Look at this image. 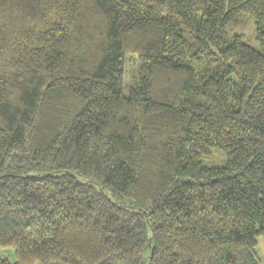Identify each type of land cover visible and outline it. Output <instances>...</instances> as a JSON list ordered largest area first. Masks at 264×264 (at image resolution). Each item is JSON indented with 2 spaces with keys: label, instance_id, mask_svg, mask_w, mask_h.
Listing matches in <instances>:
<instances>
[{
  "label": "trees",
  "instance_id": "16d2710c",
  "mask_svg": "<svg viewBox=\"0 0 264 264\" xmlns=\"http://www.w3.org/2000/svg\"><path fill=\"white\" fill-rule=\"evenodd\" d=\"M260 236L264 0H0V264H260Z\"/></svg>",
  "mask_w": 264,
  "mask_h": 264
},
{
  "label": "rangeland",
  "instance_id": "374dc122",
  "mask_svg": "<svg viewBox=\"0 0 264 264\" xmlns=\"http://www.w3.org/2000/svg\"><path fill=\"white\" fill-rule=\"evenodd\" d=\"M241 25L244 26L246 33L241 37L244 43L249 44L250 46L260 49L261 48V41L254 37V26L251 20L245 19ZM135 58L134 57H127V61L124 68V85L126 90L131 88L135 83ZM210 163L213 164H221L215 158L210 160ZM256 254L260 260V264H264V237L260 236L256 239ZM148 251V249H147ZM0 257L7 258L10 262L13 261V255L11 249H1L0 248Z\"/></svg>",
  "mask_w": 264,
  "mask_h": 264
}]
</instances>
